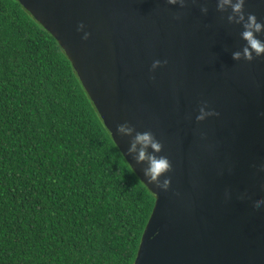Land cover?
Masks as SVG:
<instances>
[{"label":"water","instance_id":"water-1","mask_svg":"<svg viewBox=\"0 0 264 264\" xmlns=\"http://www.w3.org/2000/svg\"><path fill=\"white\" fill-rule=\"evenodd\" d=\"M18 1L59 42L155 197L134 264H264V56L232 58L245 42L231 9L217 0ZM244 11L264 22V0H246ZM155 60L166 63L153 70ZM201 109L210 114L198 120ZM125 124L130 135L118 131ZM144 132L162 145L147 154L170 162L157 182L130 152Z\"/></svg>","mask_w":264,"mask_h":264},{"label":"trees","instance_id":"trees-1","mask_svg":"<svg viewBox=\"0 0 264 264\" xmlns=\"http://www.w3.org/2000/svg\"><path fill=\"white\" fill-rule=\"evenodd\" d=\"M155 203L56 38L0 0V264H134Z\"/></svg>","mask_w":264,"mask_h":264},{"label":"clouds","instance_id":"clouds-1","mask_svg":"<svg viewBox=\"0 0 264 264\" xmlns=\"http://www.w3.org/2000/svg\"><path fill=\"white\" fill-rule=\"evenodd\" d=\"M178 2L183 6L184 0H167L169 5H175ZM245 3L246 0H217L216 7L219 11L230 8L231 15L227 17L228 22L230 24L240 25L242 28L240 39L245 42V46L242 51L233 52L232 58L234 60H240L243 56L245 60L251 62L254 55L256 57L264 56V40L258 38L259 34L264 32V22L259 21L254 14L249 13L246 15L244 11ZM201 12L206 14L207 8L202 7ZM176 18L178 19L179 17ZM84 29L85 25L83 23L77 26V32H83L82 39L87 40L90 33L84 31ZM162 63H166V61L155 60L151 67L155 70ZM209 114L201 109V115L197 119L202 120ZM118 131L121 134L130 135L133 129L125 124L118 126ZM110 136L113 137L111 132ZM148 148H151L155 153H159L162 145L155 139L151 132L137 133L132 142L130 152L137 153L136 159L138 162L144 161L145 159L148 160V168L145 171V176L149 182H157L161 175L169 171L170 162L166 157L147 154L146 150ZM168 185L169 181L165 180L163 185L160 186L167 189ZM261 203H264V201H257L256 205L259 206Z\"/></svg>","mask_w":264,"mask_h":264}]
</instances>
